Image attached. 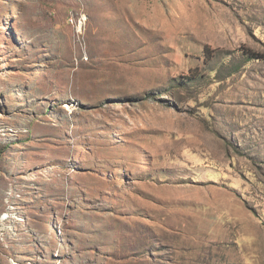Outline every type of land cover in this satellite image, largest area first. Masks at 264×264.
I'll return each mask as SVG.
<instances>
[{
	"label": "rangeland",
	"instance_id": "obj_1",
	"mask_svg": "<svg viewBox=\"0 0 264 264\" xmlns=\"http://www.w3.org/2000/svg\"><path fill=\"white\" fill-rule=\"evenodd\" d=\"M15 263L264 264V0H0Z\"/></svg>",
	"mask_w": 264,
	"mask_h": 264
},
{
	"label": "trees",
	"instance_id": "obj_2",
	"mask_svg": "<svg viewBox=\"0 0 264 264\" xmlns=\"http://www.w3.org/2000/svg\"><path fill=\"white\" fill-rule=\"evenodd\" d=\"M249 58H260V57H256V54L255 55H250Z\"/></svg>",
	"mask_w": 264,
	"mask_h": 264
},
{
	"label": "bare ground",
	"instance_id": "obj_3",
	"mask_svg": "<svg viewBox=\"0 0 264 264\" xmlns=\"http://www.w3.org/2000/svg\"><path fill=\"white\" fill-rule=\"evenodd\" d=\"M8 216L9 215H4L3 220L7 219ZM15 264H19V263H15Z\"/></svg>",
	"mask_w": 264,
	"mask_h": 264
},
{
	"label": "built area",
	"instance_id": "obj_4",
	"mask_svg": "<svg viewBox=\"0 0 264 264\" xmlns=\"http://www.w3.org/2000/svg\"><path fill=\"white\" fill-rule=\"evenodd\" d=\"M73 22H75V19L73 20Z\"/></svg>",
	"mask_w": 264,
	"mask_h": 264
}]
</instances>
